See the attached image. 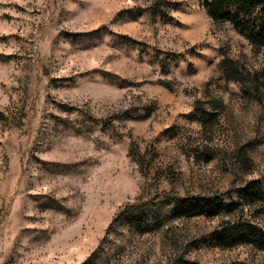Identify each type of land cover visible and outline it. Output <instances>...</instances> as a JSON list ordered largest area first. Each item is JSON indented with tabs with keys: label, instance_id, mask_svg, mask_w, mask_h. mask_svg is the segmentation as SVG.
Returning <instances> with one entry per match:
<instances>
[{
	"label": "rangeland",
	"instance_id": "rangeland-1",
	"mask_svg": "<svg viewBox=\"0 0 264 264\" xmlns=\"http://www.w3.org/2000/svg\"><path fill=\"white\" fill-rule=\"evenodd\" d=\"M201 1L0 0V264L264 262V48Z\"/></svg>",
	"mask_w": 264,
	"mask_h": 264
},
{
	"label": "trees",
	"instance_id": "trees-1",
	"mask_svg": "<svg viewBox=\"0 0 264 264\" xmlns=\"http://www.w3.org/2000/svg\"><path fill=\"white\" fill-rule=\"evenodd\" d=\"M201 4L213 21L230 23L252 47L264 48V0H202ZM222 68L228 80L241 81L239 71L230 60H224ZM239 197L240 201L255 209L264 198V191L258 181H251ZM222 211H225L224 206L216 197L191 196L181 199L174 214L188 216L200 213L213 217ZM139 220L144 221V218ZM216 241L222 248L243 244L264 253V229L252 222L238 221L225 226L216 234Z\"/></svg>",
	"mask_w": 264,
	"mask_h": 264
}]
</instances>
